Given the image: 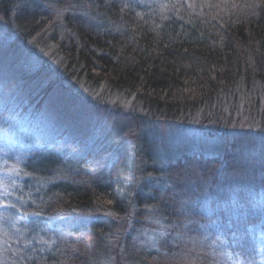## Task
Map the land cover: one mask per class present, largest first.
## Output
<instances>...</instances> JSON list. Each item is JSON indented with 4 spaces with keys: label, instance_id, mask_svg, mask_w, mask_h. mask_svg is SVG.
<instances>
[{
    "label": "rangeland",
    "instance_id": "rangeland-1",
    "mask_svg": "<svg viewBox=\"0 0 264 264\" xmlns=\"http://www.w3.org/2000/svg\"><path fill=\"white\" fill-rule=\"evenodd\" d=\"M11 1L0 0V208L8 197L37 207L45 196L37 191L74 174L102 181L123 159L126 172L120 209H95L76 214L71 221L68 216L52 219L46 225L52 227L51 236L48 230L43 232L49 247L59 242L82 247L79 241L84 234L76 231L86 232L103 217L109 228L100 233L104 245L92 246L86 264H142L136 256L154 250L164 253V240L177 230L174 224L166 225L168 208H158L163 202L173 205L177 215L196 209L211 220L210 243L202 246V240H191L197 255L203 251L208 256L207 249L210 252L215 244L225 261L222 264H264V185L251 176L261 164L254 165V157L264 161L263 89L245 95L240 89L235 91L221 117L225 135L218 130L217 135L211 133L213 122L206 123L209 119L200 114L186 121L165 119L134 94L94 84L79 69L70 70L57 48L66 33L61 29L70 8L58 7L55 0H46L44 7L36 2L49 12V24L31 37L21 34L16 19L26 0H15L10 9ZM237 4L232 0L229 5ZM40 150L56 159L52 177L39 179L24 169V161L32 160ZM231 156L236 159L229 165ZM240 157L251 172L247 176L235 165ZM212 158L219 165L208 166L206 160ZM203 168L210 177L203 178ZM219 173L220 182L212 193L207 180ZM25 186L28 199L20 193ZM201 189L202 196L190 192ZM246 192L262 196L252 206L253 213L252 208L237 209L239 196ZM156 195L158 201L150 203ZM170 198L178 200L177 209ZM26 214L34 219L35 213ZM193 223L185 221L179 229L186 231Z\"/></svg>",
    "mask_w": 264,
    "mask_h": 264
},
{
    "label": "trees",
    "instance_id": "trees-1",
    "mask_svg": "<svg viewBox=\"0 0 264 264\" xmlns=\"http://www.w3.org/2000/svg\"><path fill=\"white\" fill-rule=\"evenodd\" d=\"M14 1L10 9L16 5ZM234 1L238 6L229 5L232 0H55L58 7L70 8L61 29L66 33L57 48L70 70L79 69L88 81L134 94L147 109L165 119L186 121L200 114L209 119L206 123L213 122L209 127L211 133L217 135L221 131L220 134L225 135L226 128L220 127L221 117L235 91L240 89L244 95L264 91V0ZM36 2L44 7L46 0H26L24 11L16 18L24 36L38 35L49 24L46 17L49 12ZM4 14L7 17L9 12ZM243 158L237 159L235 165L247 176L251 172L243 165L247 164ZM254 158V165L261 162L258 165L261 168L255 166L251 176L264 185V161ZM229 159L230 165L236 158ZM53 160L40 150L32 160L24 161V169L34 176L37 174L39 179L52 177L58 165L53 163L56 159ZM206 162L208 166H215L220 161L212 158ZM125 168L122 159L102 181H88L78 174L57 181L48 189L37 191L45 195L39 199L37 207L30 203L24 206L19 198L6 196L7 204L0 208V264H86L92 246L104 245L100 233L109 229L106 218L93 223L84 233L76 231V234H84L79 241L82 247L70 242L49 247L43 232L48 230L51 236L52 227L46 225L57 217L68 216L71 221L76 214L95 209H118L124 195ZM203 170V178L210 177L208 171ZM260 174L262 178H257ZM220 175L207 180L211 192L218 186ZM25 188L20 191L24 196ZM202 190L190 192L202 196ZM257 190L259 192V187ZM254 195L239 196L237 209L247 207L249 210L254 204L258 205L262 196ZM154 200L158 201L157 195L149 202ZM171 201L177 209L178 200L170 198ZM164 207L168 208L164 212L166 225L174 224L177 230L171 231L172 235L164 240V253L154 250L139 254L138 262H225L215 244L210 246V252L207 249L208 256L203 251L201 256L193 251L192 239L198 243L202 240V246L210 243L214 229L208 225L210 219L196 209L194 212L193 208V213L177 215L173 205L158 203L159 209ZM255 210L252 208L251 212ZM27 212L35 213L34 219L29 218ZM212 217L215 220L217 215ZM189 220L195 223L181 231L179 227ZM173 233L177 235V243ZM69 247L70 251L77 250L70 253Z\"/></svg>",
    "mask_w": 264,
    "mask_h": 264
}]
</instances>
